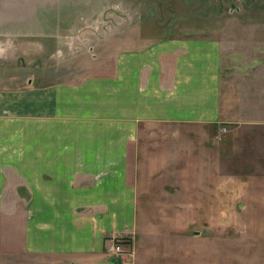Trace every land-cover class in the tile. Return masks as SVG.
Here are the masks:
<instances>
[{
	"label": "crops",
	"instance_id": "0c3cea01",
	"mask_svg": "<svg viewBox=\"0 0 264 264\" xmlns=\"http://www.w3.org/2000/svg\"><path fill=\"white\" fill-rule=\"evenodd\" d=\"M99 46L68 78L63 44L0 43L2 259L127 264L107 250L128 236V264L165 262L174 241L140 236V210H178L184 226L223 193L264 205V100L223 84L218 40Z\"/></svg>",
	"mask_w": 264,
	"mask_h": 264
},
{
	"label": "rangeland",
	"instance_id": "374dc122",
	"mask_svg": "<svg viewBox=\"0 0 264 264\" xmlns=\"http://www.w3.org/2000/svg\"><path fill=\"white\" fill-rule=\"evenodd\" d=\"M197 37L223 45L224 85L234 84L244 102L264 100V0H0V43L24 38L30 44H63L68 78L87 72L82 58L91 60L93 48L101 53L99 45L108 40ZM223 194L228 202L222 208L185 210L184 226L178 210H140V236L174 241L161 249L174 256L150 264H264L263 201L242 207L240 199L229 202L233 193ZM259 196L264 199V193ZM150 222L158 229L152 232ZM182 234L189 241L179 244ZM60 263L0 258V264Z\"/></svg>",
	"mask_w": 264,
	"mask_h": 264
},
{
	"label": "built area",
	"instance_id": "2783aa9c",
	"mask_svg": "<svg viewBox=\"0 0 264 264\" xmlns=\"http://www.w3.org/2000/svg\"><path fill=\"white\" fill-rule=\"evenodd\" d=\"M131 241L128 236H121L117 238L111 246L108 247V254L113 258H120L122 260L129 259L132 254ZM126 260V263L128 264Z\"/></svg>",
	"mask_w": 264,
	"mask_h": 264
}]
</instances>
